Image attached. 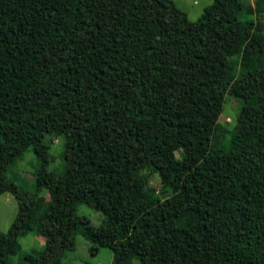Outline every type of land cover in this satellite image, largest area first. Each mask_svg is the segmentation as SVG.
I'll return each instance as SVG.
<instances>
[{"label": "trees", "instance_id": "obj_1", "mask_svg": "<svg viewBox=\"0 0 264 264\" xmlns=\"http://www.w3.org/2000/svg\"><path fill=\"white\" fill-rule=\"evenodd\" d=\"M54 138L65 185L45 167ZM26 151L29 186L7 175ZM3 192L0 264L28 233L43 247L15 264H60L75 234L110 264H264V0H211L194 21L171 0H0Z\"/></svg>", "mask_w": 264, "mask_h": 264}, {"label": "rangeland", "instance_id": "obj_2", "mask_svg": "<svg viewBox=\"0 0 264 264\" xmlns=\"http://www.w3.org/2000/svg\"><path fill=\"white\" fill-rule=\"evenodd\" d=\"M179 9H181L188 20L194 21L203 11V9L210 3L211 0H171ZM244 3L253 6L254 0H241ZM253 18L261 19L253 13ZM234 111V103L229 97H225L223 109L219 115V122L221 124H228L231 122V115ZM61 144L59 139H52L48 151L49 161L46 164V169L50 176L58 185H65L70 180V173L66 169L61 168L59 159V152ZM174 156H178V151H173ZM36 168V160L30 151H26L22 158L16 163L7 175L12 176L15 180L25 183L27 186L32 183V174ZM141 172L147 178V184L153 187L156 194L168 195L169 191L162 188L158 176L149 168L144 167ZM41 194L46 195V191L42 190ZM16 211V202L14 197L9 192L0 194V231L4 232L9 223L12 221ZM75 216L78 219L87 220L93 227H97L100 222V213L93 208L79 203L75 207ZM19 248L15 254L10 257V263L15 264L20 255L25 252L38 253L43 247V238L37 234L28 233L18 238ZM90 243L81 235L75 234L73 238V249L65 251L61 258L60 264H110L112 259L111 250L106 247H98L96 252L89 251ZM136 264V261H134Z\"/></svg>", "mask_w": 264, "mask_h": 264}]
</instances>
